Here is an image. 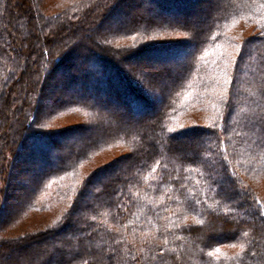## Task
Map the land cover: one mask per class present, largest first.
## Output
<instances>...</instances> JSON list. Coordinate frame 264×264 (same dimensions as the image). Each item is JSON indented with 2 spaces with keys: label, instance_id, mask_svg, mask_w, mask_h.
I'll return each instance as SVG.
<instances>
[{
  "label": "trees",
  "instance_id": "1",
  "mask_svg": "<svg viewBox=\"0 0 264 264\" xmlns=\"http://www.w3.org/2000/svg\"><path fill=\"white\" fill-rule=\"evenodd\" d=\"M41 1L0 0V174L30 144L40 167L8 216L0 189V264H264V0L208 1L194 22L131 15L193 0ZM151 91L161 106L136 117ZM34 92L56 97L51 122ZM66 116L84 121L51 126Z\"/></svg>",
  "mask_w": 264,
  "mask_h": 264
},
{
  "label": "rangeland",
  "instance_id": "2",
  "mask_svg": "<svg viewBox=\"0 0 264 264\" xmlns=\"http://www.w3.org/2000/svg\"><path fill=\"white\" fill-rule=\"evenodd\" d=\"M42 1H41V3H42ZM193 1H194V3H192L193 5L190 4L188 7H185V9H183L182 12L176 13L174 17L170 13H165L164 11L163 12L159 11L155 7H152L154 5L151 6L150 4H147V3L144 4L142 9H140V10L135 9V10L131 11V15L142 14L146 17H148L149 15H152V16L161 15L164 17L167 16L166 18L177 19L179 21L187 20L190 22H192V21L194 22L195 20H197L200 17V15H199L200 8H202V6L205 7L204 4H206V2H208V1L212 2L214 0H198V1L193 0ZM150 6L152 7V9L150 8ZM50 11L54 12L53 9ZM188 12H190V15H184V14H187ZM18 18H22V17L18 16ZM114 20L115 19H113L112 21H114ZM91 32H94V30L92 29ZM94 35H95V33H94ZM179 38H182V37H180V36L175 37V39H179ZM171 39H174V37L168 38V40H171ZM180 60H181V58L178 59V61H180ZM131 61H132L131 59L130 60L128 59V62H131ZM148 61H150V59H142L141 60L142 63H145L144 66H150V67H148V71L147 70L142 71L141 69H138V67H136V69H137L136 71L138 72V70H139L141 72L140 75L143 78L149 77L150 75L147 73L155 72L162 65H166V64H168V65L174 64L175 65L177 58L160 59V60L159 59H157V60L152 59L151 60L152 63H150ZM126 63H127V61H126ZM146 63H148V65ZM86 68L90 70V69H93V66L88 65V66H86ZM145 74H147V76L144 77ZM57 81H58V79H57V77H55L52 80V82L51 81L49 82V87H51L52 90L55 89V86L53 84H56ZM57 86H58V89H62V85L61 86L57 85ZM49 93H53V92L50 90ZM151 95L152 96L149 98V102L152 104H151V107L147 111L141 112L139 114L134 113V111H131V113L136 115V117H138V118H142V117H145L147 115L154 113L156 111V109H158L161 106L162 102L159 99L158 93L156 91H151ZM38 96H37V94L35 95V92H34L33 94H30V99L28 100L29 102H25V105H28L29 103H31L32 106H33V104L35 106L36 105L35 100H36V102L38 101V103L41 105L42 111L39 114L38 121L36 122L37 125L39 124L40 120H43V122L44 121H50V118L46 117L47 116L46 113L49 110V107L51 105L50 101H52L56 98V97L54 98V96H49L47 98L38 99ZM11 105H13V103H11ZM18 106H19V104L14 105V108L16 111L15 114H17ZM83 121L84 120L80 116H77L76 118L74 117L73 119H71L69 116H66V117L60 118L59 120H53L51 123L52 124L51 126H53V128L67 126L70 122H73L76 125H80V123ZM4 125H5V123L0 122V129H1L2 133L4 132ZM90 134L93 135L94 131L93 130H87L84 133H79L77 135V138L83 139V137L84 138L88 137V135H90ZM66 139H63L61 142H59V144L60 145L62 144L65 146L66 144L69 145L72 142V140H71L72 138H70V136H69V138L67 137ZM57 140H58V138L55 139V141H57ZM26 148H27L26 152L28 154H25L24 156L18 155V159H17L18 163L16 164V167L14 166L15 168H14V171H12V173L10 175L9 182H8V180L5 181L6 174H4V175L0 174V189H1L3 201H4L3 205H5V204L8 205L7 209L5 210V216L6 215L8 216V215L14 213L15 210L19 209L20 205L28 198L29 192L31 190H33V188H34L35 182L32 183V181L36 177V174H38L40 171V167L35 161V159H37L36 155L32 154L34 151L32 149V145L30 144ZM24 151H25V149H24ZM125 152H126L125 149L106 150L97 156L96 160L94 161V163L92 165L93 166H99L101 164H106L108 162H111L115 157H117V155H121ZM59 155L61 157L64 156L63 152H60ZM54 162H55V160H54ZM10 171H11V168L9 169V171L7 170L8 173ZM100 179H101V177H100ZM7 184H8V187H10V188L14 187V190L12 189V192H10V195L7 192L5 194V188H6ZM91 191H93V189H91ZM91 191L89 190V195L86 197L88 199V201H91L92 196H93V192H91ZM262 191H264V190H262ZM2 196L0 195V202L2 200ZM55 244H56L55 246H61V243L60 244L55 243ZM49 249H50V247H49ZM46 250L47 249H45V251L43 253H41L42 252V250H41V252L37 256V259L35 257H33L32 262L30 261L28 256L25 258L20 257V258H22L20 264H36V262L43 259Z\"/></svg>",
  "mask_w": 264,
  "mask_h": 264
},
{
  "label": "snow or ice",
  "instance_id": "3",
  "mask_svg": "<svg viewBox=\"0 0 264 264\" xmlns=\"http://www.w3.org/2000/svg\"><path fill=\"white\" fill-rule=\"evenodd\" d=\"M261 26L264 27V25ZM195 203H199V200H196ZM216 251H219V249H216Z\"/></svg>",
  "mask_w": 264,
  "mask_h": 264
}]
</instances>
